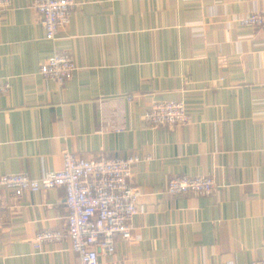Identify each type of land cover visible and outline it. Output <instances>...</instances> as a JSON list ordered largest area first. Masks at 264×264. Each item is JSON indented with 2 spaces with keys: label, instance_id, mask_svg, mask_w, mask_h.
Listing matches in <instances>:
<instances>
[{
  "label": "crops",
  "instance_id": "crops-1",
  "mask_svg": "<svg viewBox=\"0 0 264 264\" xmlns=\"http://www.w3.org/2000/svg\"><path fill=\"white\" fill-rule=\"evenodd\" d=\"M34 0L0 4V174L40 177L81 159L149 156L141 193L112 256L124 264H251L264 254V27L237 16L264 0H74L54 41ZM55 52L77 68L59 84L39 73ZM133 96L128 101L126 96ZM182 100L188 120L144 124L154 101ZM115 128H120L116 131ZM213 174L209 193L166 192L173 176ZM65 189L0 188V264H77L68 240L35 250L44 229L67 230Z\"/></svg>",
  "mask_w": 264,
  "mask_h": 264
},
{
  "label": "built area",
  "instance_id": "built-area-1",
  "mask_svg": "<svg viewBox=\"0 0 264 264\" xmlns=\"http://www.w3.org/2000/svg\"><path fill=\"white\" fill-rule=\"evenodd\" d=\"M4 0H0V4ZM75 5L74 0H34L33 9L45 31V38L54 41L56 34L67 22ZM235 21L247 26L264 27V10L237 16ZM77 68L68 52H55L39 67V73L61 84L71 78ZM8 81L0 80V95L7 94ZM128 101L133 96H126ZM149 127L184 123L188 120L187 108L182 100L154 101L143 114ZM120 131V128H115ZM149 156L137 154L126 157L81 159L70 152L63 153L62 168L45 172L40 177L26 174H0V188L9 189L16 198L24 192L48 190L63 186L66 192L67 230L44 229L35 233L32 246L41 250L49 243L70 242L77 264H99V255L112 256L117 240L132 239L130 222L138 212L140 191L130 183L134 166L147 161ZM218 187L213 174L171 177L166 192L209 193ZM106 264H124L108 260ZM251 264H264V254Z\"/></svg>",
  "mask_w": 264,
  "mask_h": 264
}]
</instances>
